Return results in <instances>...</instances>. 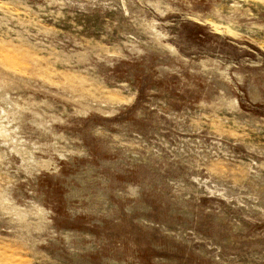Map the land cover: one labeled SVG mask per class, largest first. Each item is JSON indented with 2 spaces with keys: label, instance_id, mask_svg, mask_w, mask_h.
Returning <instances> with one entry per match:
<instances>
[{
  "label": "rangeland",
  "instance_id": "374dc122",
  "mask_svg": "<svg viewBox=\"0 0 264 264\" xmlns=\"http://www.w3.org/2000/svg\"><path fill=\"white\" fill-rule=\"evenodd\" d=\"M0 264H264V0H0Z\"/></svg>",
  "mask_w": 264,
  "mask_h": 264
}]
</instances>
